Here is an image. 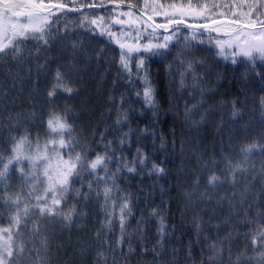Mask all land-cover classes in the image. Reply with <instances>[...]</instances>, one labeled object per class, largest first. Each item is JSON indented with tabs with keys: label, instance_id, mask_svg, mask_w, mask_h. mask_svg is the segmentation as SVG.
I'll return each instance as SVG.
<instances>
[{
	"label": "trees",
	"instance_id": "trees-1",
	"mask_svg": "<svg viewBox=\"0 0 264 264\" xmlns=\"http://www.w3.org/2000/svg\"><path fill=\"white\" fill-rule=\"evenodd\" d=\"M192 1L79 0L69 5L84 8L91 18L88 22H97V30L93 26L95 36L87 34L89 41L80 49L81 54L94 53L91 73L82 80L71 75L68 85L74 97L62 106L64 118L74 129L75 152L87 153L86 163L97 155L113 159L105 161L107 174L98 167L94 174L87 169L69 179L70 191L61 210L71 212L72 219L62 220L55 235L39 228V240L46 245L59 243L57 235L67 243L58 264H237L241 253L240 264H257L260 250L254 248L252 239L257 229L264 230V150L260 147L264 145V61L237 57L233 63L230 49L234 48L221 52L216 40L230 39L225 33L258 29L259 25L252 28L249 22L257 17L264 20V2L248 21L212 20L209 29L173 24V38L165 49L129 53L113 42L114 32L126 20H134L145 28L144 33L150 32L146 37L154 38L160 20L180 19L169 13L171 6L178 10ZM56 2L44 0L45 5ZM44 12L84 20L81 11L71 14L45 6ZM199 32L203 35L193 40ZM46 38L43 46L41 40L28 42L29 49L49 56L52 67L59 69L53 52L58 57L63 54L60 48L52 51V33L47 32ZM66 50L76 56L75 51ZM125 53L127 69L121 64ZM109 57L108 67L112 64L102 77L103 95L99 96L92 71L101 69ZM189 62L201 75V90L192 99V91L181 83ZM145 76L157 108L143 97ZM10 95H0V100L5 99L1 107L4 113L16 114L17 110L6 106ZM252 144L257 147L249 153L241 151ZM122 164L135 171L129 172ZM229 164H239L241 170L232 175ZM153 165L163 172L158 174ZM98 176L105 177L107 185H97ZM212 176L219 180L209 184ZM106 186L112 188L107 204L103 195H97ZM71 189H79L81 195ZM125 197L131 214L124 217L121 227L117 205ZM4 221L8 220L0 213V223ZM76 241L80 248L74 245Z\"/></svg>",
	"mask_w": 264,
	"mask_h": 264
},
{
	"label": "rangeland",
	"instance_id": "rangeland-1",
	"mask_svg": "<svg viewBox=\"0 0 264 264\" xmlns=\"http://www.w3.org/2000/svg\"><path fill=\"white\" fill-rule=\"evenodd\" d=\"M56 1L63 3V6H66L65 3L75 5L79 0ZM213 1H216L217 3L218 13L228 16V18H233L235 16L234 13L236 16L244 18L247 14H254L259 6V0H210V3H213ZM77 9H79L78 11H81V16L84 20L79 18L68 20L67 16L58 12L42 13L43 15L48 16L49 24L53 27L52 32H56L53 33L55 41L54 44L51 45L53 48L52 51H55L56 48H60L59 54H63L62 57H58L56 52H53L58 63L56 66H59V69L55 66L52 67L53 64L51 62L49 63V56L45 55V58L38 52H33L29 49L28 42L33 39L24 40L21 43V48L23 50L22 58L12 59L10 55L0 54V95L7 94L9 96L11 93L9 90H11L12 93L7 100L6 106L9 108L11 107V110L13 108L17 110L13 111L16 114L12 112L4 113L5 108H3L4 105L2 102H4L5 99L0 100V150L4 152L5 156L10 154L12 147L11 138L15 137L16 139H19L24 135L25 131L28 132L30 139L35 140V138L38 137L41 143L49 138L47 135V121L50 117L54 116V112L58 109L59 105H61V107L66 106L65 101L68 102L67 99L73 93L65 91L63 87L54 88L57 84V71L63 75V83L67 87H70L68 83L71 75L75 80H82L83 76L87 73H91L89 65L94 57V53H80V49L84 44L80 38L81 34L78 33L84 22L89 26L97 25V22L95 24L88 22L91 18L85 13L84 8L80 7ZM182 11H184L183 8L181 9V12ZM0 12H3V9H0ZM205 13L206 10L198 7L194 12H189V16L190 18H196L199 15H205ZM11 15V13H6L3 16H0V44H7L9 39L12 38V29L10 27L12 23L26 22L24 16L16 17ZM61 15L62 18L60 17ZM9 17H11V20ZM248 18L250 17H245L244 20L246 21ZM133 24L134 23L131 21L124 22L118 27V30L114 32V40L117 47L122 49L132 47L133 49L142 50L143 45L148 44L149 42L152 44L164 42L162 39H147L143 30L139 29V27L134 28ZM165 25L168 26V23ZM98 29L100 30V25H98ZM165 36L167 35L162 36V38ZM13 42L19 43V38H16ZM43 45L44 41L40 46ZM121 45H124V47H121ZM30 46L32 48L34 43H31ZM67 48L75 51L76 56L74 53H68L66 50ZM10 50L11 48L5 49V51ZM231 50L233 52L235 49ZM42 60L45 61L44 64H41ZM108 62H110L109 59L105 58L103 60L102 68L95 67V70L92 71L94 73V81H97L100 88V93H96L99 96L103 95L101 81L103 75H106L109 71ZM62 67L66 68L67 71H65L64 68L62 69ZM199 71L200 69L196 66H192L191 69L187 67L184 75V83L182 86H185V89L188 91H192L191 99L197 97L201 90V75L199 74ZM7 82H9V85ZM3 86H5V88H3ZM25 87L26 90L24 89ZM6 90L7 93L5 92ZM49 92H53L54 94L49 96ZM59 94H63L64 98L61 100L57 99ZM8 184V191L16 192L20 190V181L16 174H12V179ZM26 191L27 190L25 189V193ZM21 207H23V205H21ZM60 208H62V203ZM14 212L15 209H10L8 205H4L3 202L0 201V213L8 220L0 223V250H2L3 247H8L13 253V257L11 258L7 257V254L5 253V258L10 262L20 261L22 259L23 264H58L59 253H63L65 246H68L67 243L62 241V238H59L57 235L56 239L60 240L59 243H56L53 246L49 244L46 245L43 240H39L38 232L34 231L33 221L38 222L37 226L43 230V233L47 232L51 233V235H55L58 230L57 228L62 224V219L60 217L40 218L32 215L30 212L29 216L21 217V223L19 225H13L11 223V217ZM4 229H9L10 231H4ZM54 231L55 233H53ZM74 245L79 246L77 248L81 247V244L78 241L74 242ZM21 246H26L29 251L20 254L19 248ZM254 248L259 249L257 245L254 246ZM74 254L78 256V253L74 252Z\"/></svg>",
	"mask_w": 264,
	"mask_h": 264
},
{
	"label": "snow or ice",
	"instance_id": "snow-or-ice-1",
	"mask_svg": "<svg viewBox=\"0 0 264 264\" xmlns=\"http://www.w3.org/2000/svg\"><path fill=\"white\" fill-rule=\"evenodd\" d=\"M0 5L3 6V12H0V16L11 13L12 16H24L26 18L25 23H12L10 25L12 29V38L9 39L7 44H0V54L10 55L12 59L22 58L23 50L21 48V43L24 40H43L45 44L48 43L45 28L50 27V24L48 16L42 14L45 11L44 0H39V2H37V0H0ZM89 6L91 7L94 5ZM57 7H59V5H57ZM189 7L191 6L189 5ZM24 8H28V11H18ZM9 19L11 20V17H9ZM183 22L184 21L180 19L169 20V23L176 25ZM92 23L95 24L96 21L93 20ZM257 25H259V30L255 32H237L234 35L225 33L226 35H230V39H218L216 40V45L220 48L221 52H223L226 47L235 49L232 53L233 63L236 62L237 57H243L250 62L256 60L264 61V20L257 17L254 21L249 22V26L252 28H256ZM156 27L167 30V25L164 24L157 25ZM189 27H192V25H189ZM206 27L207 25H199L200 29ZM212 31L219 32V28H214ZM197 35L202 36L203 32L194 33L192 39H197ZM16 38H19V43L13 42ZM163 40V43L152 44L149 42L143 45L142 50L149 52L153 49H165L168 47V42L172 40V36H165ZM200 42L203 43V40ZM121 47H124V45H121ZM8 48H11V50L5 51V49ZM138 50L140 49L128 48L129 53ZM126 57V53L121 56V64L125 69L128 68V60ZM143 63L144 61L141 60L140 66H143ZM188 68H192V62L188 63ZM181 75L183 76V74ZM56 80L57 84L54 88L63 87L65 91L69 93L72 92L70 87L64 85V77L59 71H57ZM181 83H183V80ZM144 84L145 89L143 97L145 102L151 107L157 108L158 105L154 100V92L147 76L144 77ZM53 94V92L48 93L49 96ZM119 122L118 120V123ZM47 125V135L49 138L43 141V143H41L38 137L35 138V140L30 139L28 132L25 131L24 135L19 139L15 137L11 138L12 147L9 155L5 156L4 152L0 150V201H2L4 205H8L10 209H15L11 217V223L13 225H19L21 223V217L29 216L30 212L32 215L40 218L60 217L62 220L70 221L72 219V213L68 212L64 214L60 208L61 203L66 201L67 194L70 191L69 177L73 175L78 177L82 171L87 169H91L90 174H94L98 167L107 174L108 168L105 161L113 159V156L110 155H97L90 164L86 163L87 153L85 152L81 155V153L75 152L74 143L76 142V138L73 136L74 129L73 126L67 122L66 118L54 115L49 118ZM65 134H67V139H65ZM256 147V144H252L242 148L241 151L247 154ZM260 147L264 150V145ZM62 150L64 151L62 152ZM74 152L75 155H72ZM65 155H67V159L64 158ZM139 162L142 164L143 160ZM122 167H126L129 172L135 171L134 167H130L127 164H122ZM229 167L233 169L232 175H234L236 171L241 170L239 164H229ZM153 169L158 172H163V169L157 168L155 165H153ZM119 170L120 169H117V171ZM12 174H16L20 181V190L16 192L7 190L9 188L8 182L12 179ZM108 179H112V177H108ZM217 180H219V177L212 176L209 180V184ZM101 182L107 185L108 180L105 179V177L98 176L96 179L97 185ZM92 187V184L89 183V190H91ZM112 187H115V185L113 184ZM25 189L27 190L26 193ZM71 191L76 192L77 195H81L79 189H71ZM111 194L112 188L107 186L103 189L102 193L97 192V195H103L106 204L112 198ZM21 205H23V207H21ZM117 206L120 208V223L121 227H123L124 217L131 214L127 197L124 198L122 204H118ZM153 214H155V210ZM33 224L34 231L38 232V222L33 221ZM4 231L10 230L4 229ZM252 243L253 245H257L260 249L257 264H264V230L257 229L255 231ZM26 251H29L26 246H21L19 248L20 254ZM5 253L7 257H13L12 251H10L8 247H3V249L0 250V264H23L22 259L20 261L10 262L5 258ZM217 255H219L218 252ZM243 256L244 253L237 256V264H240Z\"/></svg>",
	"mask_w": 264,
	"mask_h": 264
}]
</instances>
